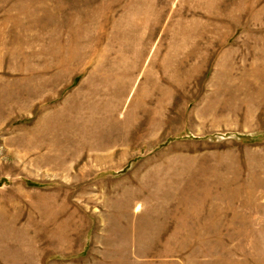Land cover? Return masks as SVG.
<instances>
[{"label":"rangeland","instance_id":"obj_1","mask_svg":"<svg viewBox=\"0 0 264 264\" xmlns=\"http://www.w3.org/2000/svg\"><path fill=\"white\" fill-rule=\"evenodd\" d=\"M172 263L264 264V0H0V264Z\"/></svg>","mask_w":264,"mask_h":264},{"label":"crops","instance_id":"obj_2","mask_svg":"<svg viewBox=\"0 0 264 264\" xmlns=\"http://www.w3.org/2000/svg\"><path fill=\"white\" fill-rule=\"evenodd\" d=\"M187 224H190V223H187ZM192 224H194V223H192ZM191 225V224H190ZM168 229V228H167ZM167 229H165L164 228V230H167ZM183 230H191V227L188 225V226H186V227H183L182 228ZM177 230H179V227L177 226V227H174L173 229H171V232L172 233H175ZM172 237V236H171ZM172 264H175V263H172Z\"/></svg>","mask_w":264,"mask_h":264}]
</instances>
